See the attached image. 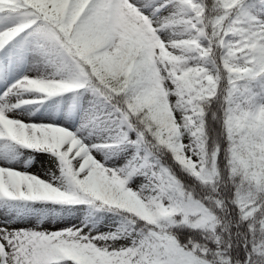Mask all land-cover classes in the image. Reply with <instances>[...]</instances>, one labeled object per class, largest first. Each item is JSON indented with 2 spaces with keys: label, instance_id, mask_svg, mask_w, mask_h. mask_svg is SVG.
Wrapping results in <instances>:
<instances>
[{
  "label": "snow or ice",
  "instance_id": "obj_1",
  "mask_svg": "<svg viewBox=\"0 0 264 264\" xmlns=\"http://www.w3.org/2000/svg\"><path fill=\"white\" fill-rule=\"evenodd\" d=\"M0 264H264V0H0Z\"/></svg>",
  "mask_w": 264,
  "mask_h": 264
},
{
  "label": "rangeland",
  "instance_id": "obj_2",
  "mask_svg": "<svg viewBox=\"0 0 264 264\" xmlns=\"http://www.w3.org/2000/svg\"><path fill=\"white\" fill-rule=\"evenodd\" d=\"M27 155V153H25ZM17 168L23 170V166L22 165H16ZM45 167H48V163H47V158L44 156H38L36 163L27 169L28 172L36 174L38 176H40V178L43 179H47V176L44 175L43 169ZM15 227H31V224L28 223H22V224H18V225H14ZM57 227H63L64 225L62 224H57ZM45 228L51 227V225L49 223H45L44 225Z\"/></svg>",
  "mask_w": 264,
  "mask_h": 264
}]
</instances>
